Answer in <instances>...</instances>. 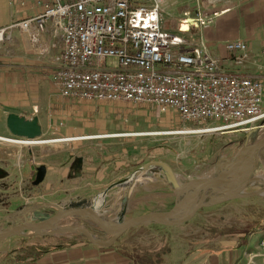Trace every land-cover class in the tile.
I'll return each instance as SVG.
<instances>
[{
  "label": "crops",
  "instance_id": "1",
  "mask_svg": "<svg viewBox=\"0 0 264 264\" xmlns=\"http://www.w3.org/2000/svg\"><path fill=\"white\" fill-rule=\"evenodd\" d=\"M45 1L0 0V27L14 20L39 14ZM200 10L210 16L212 22L199 28L198 35L212 53L209 52L219 58L221 68L229 73L260 80L264 86V0H202ZM230 41H243L247 46V57L240 64H235L233 54L225 49V44ZM58 53V40L49 34H43L40 46H37L30 42L26 32L15 29L11 32L10 40L0 43V181L11 180L14 173L25 175V183L31 181L30 190L24 189V192L15 198L20 197L25 202L32 198V204L37 206L36 202L49 194L47 190L60 182L64 176H70L69 180L74 186L83 181L84 185L90 187L92 184L103 186V182L108 186L110 182L132 172L131 169L151 161L167 163L177 179L182 182L190 178H208L207 176H214L220 166L233 160L242 148L248 146L245 143L247 136L245 139L244 136H239V131L220 132L219 136H216L217 139H214L221 140L206 138L201 144L197 142V148L195 147V151L190 155L180 150L176 157L190 158V163L185 162L186 165H182V161L173 164L166 159L170 157L171 150L167 138L162 136H53L42 139L51 140L49 142H69L70 148L74 142L77 143L73 166L68 171L62 169L59 167L62 160L50 156L44 146L30 148L32 145L6 139L14 137L6 126L7 114L16 113L26 118L37 116L43 132V125H50L51 120L58 118L55 114L61 112L65 100L77 101L62 98L54 86L53 72ZM106 103L104 106L94 107L114 110L120 108V104H127L131 108L147 107L126 102ZM51 109L53 115L47 114ZM104 114L107 112L97 115ZM127 138H137L139 141H132V146H125L122 140ZM159 140L162 142L159 143ZM78 142L81 147L87 148L82 153V156H86L82 163L78 158ZM131 149L137 151L132 152ZM199 150L203 153L200 154ZM132 155L137 157L133 158ZM135 160L138 165L128 167ZM197 162L199 166L214 164V173L207 171V175L201 176L192 174L190 167ZM41 164L46 167L45 177L42 182L34 185L32 183L35 171ZM85 174L87 175L84 177ZM252 176L258 180L248 183L244 188L243 192L247 196L234 198L220 206L225 210L231 209L236 215H242L245 220L251 218V223L248 226L215 227V231L210 229L213 227L211 226L210 235L198 238L193 248L186 243L175 248L170 242L167 246H162L158 240V243L146 240L139 245L141 250L132 255L121 246H97L70 233L46 235L39 231L25 230L0 241V264H264V257L255 255L262 254L261 251L264 250V245H259V242L264 240V231L248 235L245 243H241L246 228L254 222H264V192H259L264 183V145L255 155ZM8 185L12 187V184ZM8 188L7 183L0 187V197L6 195L2 192ZM77 195L78 192L75 193V196ZM113 196L114 193L111 192L110 202L113 201ZM174 197L166 180L155 175L154 178H144L139 185L131 186L127 201L128 205L135 207L148 204L147 207H142L149 212L167 207L169 200ZM2 209L3 206H0V216H4ZM7 226L6 221L1 223L2 228ZM65 241L70 243L64 247L53 248L39 257L35 252L26 253L22 249L23 245L54 246ZM248 256H253L251 263Z\"/></svg>",
  "mask_w": 264,
  "mask_h": 264
},
{
  "label": "built area",
  "instance_id": "2",
  "mask_svg": "<svg viewBox=\"0 0 264 264\" xmlns=\"http://www.w3.org/2000/svg\"><path fill=\"white\" fill-rule=\"evenodd\" d=\"M165 1L46 0L39 14L0 27V43L15 29L37 46L43 34L57 39L53 83L65 99L171 109L209 131L256 128L264 118L263 83L224 71L199 35L195 42L183 35L210 24V16L198 7L193 16L165 18ZM225 48L235 64L247 57L243 41Z\"/></svg>",
  "mask_w": 264,
  "mask_h": 264
},
{
  "label": "rangeland",
  "instance_id": "3",
  "mask_svg": "<svg viewBox=\"0 0 264 264\" xmlns=\"http://www.w3.org/2000/svg\"><path fill=\"white\" fill-rule=\"evenodd\" d=\"M201 2L197 3L195 0H166L162 4V14L165 18L171 17L173 19H177L183 16V11H186L187 15L193 16L196 12V9L198 7H201ZM176 22L177 24H179L178 21ZM183 35L189 40L195 42L197 40L198 31L190 29L189 31L184 32ZM64 103L65 104L62 105L61 112H56L55 114L56 116H58V118L56 120H51L50 125H43L44 130L38 139L52 138L53 136H90L117 133H135L140 131L157 132V135L153 136L166 137L168 140L167 142L169 144L171 153L169 152L170 157L166 159L172 162L173 164H175L176 161H182L181 164L186 165L185 162L190 163V158L187 156L179 158L176 157V154L179 153L180 150H184L186 151L185 153H189L190 155L192 151H195L194 149L197 146L195 145V143L199 142L201 144V142H204L206 138L214 139L216 138V136H219L220 133V131H204L194 133L190 132L185 134L170 133L177 132L186 128L194 129L205 127V125L202 124L193 125L187 121H184L174 110L171 109L166 111H159L154 107L142 106L143 108L140 109V107L131 108L127 106V104H120V108L114 110L105 109L103 107H94L96 105L104 106L105 104H107L106 102H97L98 104H94L91 101L72 102L69 100H65ZM104 111L107 112V114H104L102 116L97 115L98 113ZM50 113L53 115L54 112L52 109L50 111H47V114ZM41 120L43 121L42 118ZM239 136H244V139L245 136H247V138L245 139V143L247 145H250V143L252 144L259 138L263 137L264 118L257 123L256 128H253L248 131H239ZM219 140L221 139L219 138L216 141ZM132 141H139V139L127 138V140H122V143L125 146H127L128 144L132 146L134 144L132 143ZM161 142L162 141L159 140V143ZM76 144L77 143L74 142L71 145L73 147L70 148L69 142L54 141L48 143H41L38 145H32L33 147L31 146L30 148H39L40 146H44L45 150L47 151V153H49L50 156L56 157L60 161L62 160L59 167H62V169L68 171L74 163L73 159L76 154ZM78 145V158L81 159L82 163V161L86 159V156H82V153L85 152L87 148L81 147L80 142H78ZM131 151H137V149H131ZM198 152L200 154L203 153L201 152V150H199ZM129 153L130 152H128V155ZM132 157L134 158L137 156L132 155ZM135 162L136 160L130 163V166L128 167L138 165ZM198 163L199 162L196 163L197 165H191L190 170H192V174L201 176L205 175L207 171H210L211 174L214 173V164H201L199 166ZM136 168H130L131 170H129L133 172ZM187 168L188 167H185V169ZM187 170H189V168ZM86 175L87 174H85L84 177ZM127 175H122L121 178L118 179H122ZM67 178H65L64 176L60 182L53 184L51 188L47 190L49 194H47L40 201L36 202L37 206L32 204V198H29L27 202H25L24 199L20 197L15 198L18 197L20 193H23L24 189H26V191L30 190L31 181L28 180V182L25 183V175H21L20 173H14L11 176V180L0 181V187L3 186L4 183H7V186L9 187L7 191L2 192L3 195H6L0 197V201L2 199V201L0 202V206H3L2 210L4 212V216H7L8 218V220H6V224L8 226H11L12 224L18 222L39 220L40 218L34 213L37 211L43 213L44 215H54L60 209L69 208L70 206L77 205L79 202L87 203L92 199L97 198L99 193H101V191L107 185L103 182V186L101 185L100 187H97V184H92V187H90L89 185H84L83 181L81 183L79 182L78 186H74L73 182H70L69 180L70 176H68ZM179 182L183 183L181 180H179ZM8 184H12V187H10ZM168 187L171 190L169 184ZM76 192H78L77 196H75ZM111 192L114 193L113 201L110 202L109 197L107 198L101 214L104 217V221L107 227H117L129 219L135 218L141 214H145V212L147 211V209H143L145 205L137 207L133 205H128L127 197L125 199L123 197V187H114L113 189H111ZM174 195L175 197L169 200L168 206H173L176 203H181L184 201L181 195H177L175 193ZM11 197H14L15 199H12L10 201L7 200ZM201 198L202 196L200 195L192 201L183 202L181 204H195ZM41 203L43 204L40 205ZM226 203L227 201L210 206L189 218L181 219L180 217L174 215H164V218L158 221L139 223L131 227L127 231L123 232L111 245L121 246L122 249L126 250L129 254L132 255L138 253L141 250V247L139 245L143 244L146 240V242H160L159 244H162V246L163 244L167 246V243L170 242L172 247L175 248L179 247L183 243H186L187 245H189L190 248H193L196 245L195 243H197L198 238H204L210 235L209 228L211 226L216 228H229L234 226H248L249 223H251V221H249V219L251 218L245 220L243 219L242 215H236V213H234L231 209L225 210L220 207L221 204ZM147 205L148 204H146L145 207H147ZM21 209L25 211L23 213H19V210ZM66 226H83L88 230V232H90L92 235H95L101 243H105L110 239V236L106 234L93 220L79 216L65 218L56 223L53 227L49 228L48 231L64 228ZM68 233L78 237H82L84 240L86 239L89 243L93 244L82 231H79L76 228H74L72 231L58 234ZM156 240H158V242ZM259 245H261V241L259 242ZM261 253L262 254L255 255H261L262 257H264L263 249ZM252 259L253 256H248V260L250 263L252 262Z\"/></svg>",
  "mask_w": 264,
  "mask_h": 264
},
{
  "label": "water",
  "instance_id": "4",
  "mask_svg": "<svg viewBox=\"0 0 264 264\" xmlns=\"http://www.w3.org/2000/svg\"><path fill=\"white\" fill-rule=\"evenodd\" d=\"M6 126L10 135L17 138L33 140L38 139L42 134L37 116L26 118L16 113H9L6 116ZM262 145H264V136L242 148L233 160L220 166V169L213 177L192 178L183 183L179 182L172 168L167 163L163 161L146 162L126 177L111 182L101 191V193H99L97 198H94L87 203L79 202L77 205L70 206L69 208L60 209L54 215H44L43 213L38 212L35 214L40 218L39 220L18 222L7 228L1 227V223L8 220L7 216H0V241L25 230L39 231L48 235L69 232L76 228L79 231H82L89 240L97 246L111 245L123 232L139 223L158 221V218L163 215H174L181 219L189 218L210 206L234 198L247 196V194L243 192L244 188L248 183L258 180V178H253L252 173L255 155ZM79 160L81 162V159ZM45 173V165H39L36 168L32 184L36 185L42 182ZM155 175L163 177L170 185L172 192L183 197V202L192 201L200 195L202 198L192 206L181 207L180 204L183 202L176 203L173 206L158 208L145 214H141L135 218L127 220L117 227H107L104 217L101 214L105 202L110 196L111 189L114 187H123V197L125 199L131 186L139 185L144 178H154ZM259 192H264V183ZM24 211L25 210L21 209L19 210V213H23ZM76 216L83 218L86 217L93 220L110 236V239L105 243L98 242L83 226H66L64 228L48 231L49 228L53 227L59 221L68 217Z\"/></svg>",
  "mask_w": 264,
  "mask_h": 264
},
{
  "label": "trees",
  "instance_id": "5",
  "mask_svg": "<svg viewBox=\"0 0 264 264\" xmlns=\"http://www.w3.org/2000/svg\"><path fill=\"white\" fill-rule=\"evenodd\" d=\"M211 230L215 231V227H211ZM264 231V222L259 221L254 223L253 225L249 226L248 228L245 229L244 231V236L242 238V244L245 243L246 237L250 234L256 233V232H261ZM70 242H61L57 245L54 246H49V245H40V244H33V245H23L22 249L25 250L26 253H33L35 252L37 254V257H39L41 254L53 249V248H60L64 247Z\"/></svg>",
  "mask_w": 264,
  "mask_h": 264
},
{
  "label": "bare ground",
  "instance_id": "6",
  "mask_svg": "<svg viewBox=\"0 0 264 264\" xmlns=\"http://www.w3.org/2000/svg\"><path fill=\"white\" fill-rule=\"evenodd\" d=\"M210 129L208 128H194L193 130H185V131H177V132H170L173 134H182V133H194V132H204V131H209ZM163 134V133H161ZM166 134V133H164ZM143 135H153L150 134V132L147 131H140V132H135V133H117V134H104V135H90V136H143ZM81 136H87V135H81ZM21 141L25 144L29 145H34V144H41V143H46L51 140H42V139H33V140H27V139H21ZM193 204H180L181 207H188L192 206ZM164 218V215L159 217L158 220H161ZM92 237L99 242V239L95 235H92Z\"/></svg>",
  "mask_w": 264,
  "mask_h": 264
},
{
  "label": "flooded vegetation",
  "instance_id": "7",
  "mask_svg": "<svg viewBox=\"0 0 264 264\" xmlns=\"http://www.w3.org/2000/svg\"><path fill=\"white\" fill-rule=\"evenodd\" d=\"M35 173H36V171H35ZM34 213H38V211L37 212H34ZM40 213V212H39Z\"/></svg>",
  "mask_w": 264,
  "mask_h": 264
}]
</instances>
